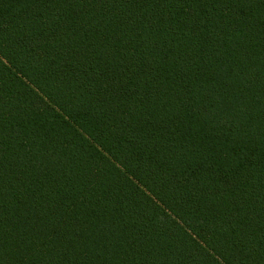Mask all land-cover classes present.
<instances>
[{
	"label": "trees",
	"instance_id": "1",
	"mask_svg": "<svg viewBox=\"0 0 264 264\" xmlns=\"http://www.w3.org/2000/svg\"><path fill=\"white\" fill-rule=\"evenodd\" d=\"M0 264H264V0H0Z\"/></svg>",
	"mask_w": 264,
	"mask_h": 264
}]
</instances>
